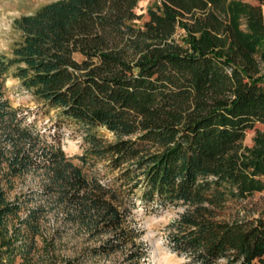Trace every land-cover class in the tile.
<instances>
[{
  "label": "trees",
  "instance_id": "1",
  "mask_svg": "<svg viewBox=\"0 0 264 264\" xmlns=\"http://www.w3.org/2000/svg\"><path fill=\"white\" fill-rule=\"evenodd\" d=\"M139 1L55 0L13 20L18 41L0 55V264L34 249L47 205L90 238L105 237L91 256L132 245L137 199L183 208L166 239L188 264L264 262V213L216 211L264 190V131L242 143L264 125V0H154L141 25ZM8 75L82 128L80 164L101 162L109 179L86 174L4 98ZM29 172L38 188L8 197ZM142 247L121 264H139Z\"/></svg>",
  "mask_w": 264,
  "mask_h": 264
},
{
  "label": "rangeland",
  "instance_id": "2",
  "mask_svg": "<svg viewBox=\"0 0 264 264\" xmlns=\"http://www.w3.org/2000/svg\"><path fill=\"white\" fill-rule=\"evenodd\" d=\"M55 0H0V55H8L14 44L18 41V33L12 27L13 20L22 15L33 14L42 5L52 3ZM154 0H140L135 12L143 15L137 21L139 25L145 21L146 6ZM244 3L255 5L253 0H240ZM262 18L264 19V6L262 7ZM182 30L175 35L177 42H181ZM79 58L78 55H76ZM260 79L264 78V63L260 62ZM262 76V77H261ZM264 82V80H261ZM3 96L13 107L22 108L27 112V119L36 118L38 128H46L52 133V138L58 140L61 149L71 162L82 166L77 156L83 152L82 128L70 120L58 117L55 110H49L42 104L32 100L28 90L21 88L17 79L8 75L3 83ZM255 129L264 131V125L255 124L252 129L245 131L243 144L252 145L251 138ZM109 140L112 139L108 132L103 131ZM83 171L89 174L92 171L99 173L103 178L109 175L104 174L102 163L95 162V165L82 166ZM13 188L8 191V197L22 194L38 188V174L29 172L23 176L13 179ZM183 210L182 207L168 205L166 207H146L138 199L132 210V219L140 228L141 234L135 239L134 244L125 245L123 248L107 255H92L91 247L99 243V239L105 237H89L87 233L76 226L63 222L62 212L55 211L51 205H47L46 213L40 223V233L34 236V249L28 255L17 254L14 264H121L127 253L133 251L138 244L143 243L146 253L140 259L139 264H188L187 258L173 252L168 246L166 239V227L168 222L176 218ZM218 217L222 219L255 217L264 213V190L253 193L243 201H227L216 210ZM23 217V213H21ZM18 226V221H14ZM22 226H20L21 228ZM22 232V231H20ZM21 234V233H20ZM22 240L18 239L17 242ZM27 240V238H23ZM22 240V241H23ZM255 264H264L255 263Z\"/></svg>",
  "mask_w": 264,
  "mask_h": 264
}]
</instances>
